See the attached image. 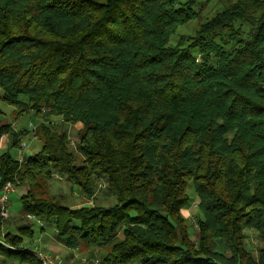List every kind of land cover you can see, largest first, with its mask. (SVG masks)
<instances>
[{"label": "trees", "instance_id": "trees-1", "mask_svg": "<svg viewBox=\"0 0 264 264\" xmlns=\"http://www.w3.org/2000/svg\"><path fill=\"white\" fill-rule=\"evenodd\" d=\"M196 3L0 0V99L35 118L40 144L18 161L26 131L0 109V187L21 188L23 219L51 223L66 247L110 243L100 264H264V0L206 18ZM55 175L92 203H64ZM8 218L0 256L41 264L22 243L30 226L7 231Z\"/></svg>", "mask_w": 264, "mask_h": 264}, {"label": "rangeland", "instance_id": "rangeland-1", "mask_svg": "<svg viewBox=\"0 0 264 264\" xmlns=\"http://www.w3.org/2000/svg\"><path fill=\"white\" fill-rule=\"evenodd\" d=\"M226 0H197V3L195 4V6L193 7L198 13L201 14L202 18H206L209 17L212 13H214L215 11L219 10L222 7V3L225 2ZM197 26V20L194 19L192 21H189L185 24H181L178 25L176 30L169 36L168 39V45H174L178 38L181 35H188V34H192L195 30ZM0 109L2 112L1 114V118L5 115L12 117L16 116L17 118H19V121L22 125H24V129H26L28 127V123L31 122L32 125L34 126L35 129V124H36V120L33 116H31V114L29 113H23L21 115H15V113L13 112V107L10 105L5 104L1 99H0ZM4 113V114H3ZM38 121L40 120L37 119ZM56 123L59 121L57 119ZM37 121V122H38ZM34 131V130H33ZM76 125H70L69 126V138H70V144L73 145V143L75 142L76 139ZM34 134V132H26V136H21V142L24 141L26 143V147L25 149V154L30 156L32 154H34L38 149H39V141L32 136ZM5 144V142L3 140H1L0 142V153H2L4 150L2 149V146ZM12 153V155L15 157V153L13 150L10 151ZM49 189L51 192L53 193H60L62 195H65V201L64 203L70 205V206H74V207H78L81 205H85L88 206L89 204H91L92 202H90V200H88V198L83 197L82 195H79L76 191H73L70 188V185L67 184L65 182V180L63 178H60L59 175H55L54 180L52 182H50L49 184ZM22 190L20 188H17L10 193L9 195V201H8V212H9V216H11V214L15 215L20 208V201H19V197L21 194ZM188 194L189 196L192 198L189 206H187V208L183 211L184 216L186 217L187 221L190 224V228H189V232L190 234H192V232L195 229V224H194V215L196 213V199L195 196L193 194V191L191 189L190 184L188 185ZM95 203L97 204H102V205H109L112 201L110 200H105L102 198L101 196V191L98 188L97 191L95 192ZM92 201V200H91ZM20 223L22 224H28L31 229L34 231L35 235H39L42 234V237L44 236V234H46L44 238V240L48 237H50V234H54L53 232V226L51 223L49 222H43L42 221V230H40L39 228V224L37 223L36 220L30 219L29 221H25L24 219L21 218ZM19 223V224H20ZM15 227V226H14ZM14 230V229H13ZM118 236H121V231L118 233ZM193 236L191 235V238ZM42 238V239H43ZM250 240V242H254V235L252 233H249V238L248 241ZM24 241H26L25 243L30 246V247H39V251L42 254V256L47 257V261L49 264H59L58 263V258H57V254L54 253H49L47 249H44L42 244H41V238L39 237V239L35 238L34 242L32 245H30L31 243L29 242L28 244V239L25 238ZM24 243V245H26ZM110 243H105L103 245L97 246V244L94 243H82L80 245L81 247V251L84 253V257L87 260V264H92V262L97 259L99 260V264H100V260L101 258L104 256V254L109 250L110 248ZM77 264V262H76Z\"/></svg>", "mask_w": 264, "mask_h": 264}, {"label": "crops", "instance_id": "crops-1", "mask_svg": "<svg viewBox=\"0 0 264 264\" xmlns=\"http://www.w3.org/2000/svg\"><path fill=\"white\" fill-rule=\"evenodd\" d=\"M2 112H4V111H2ZM1 123L9 124L12 130H24V128H23L24 125H22L20 123L19 118H17L16 116H13V115L11 117L10 114H9V116L4 114V116L1 119ZM75 125H76V129H78L79 126H80L79 123H76ZM1 140H3L5 142V144L2 146V149L5 150L6 147H7L8 142H9L8 133L3 134ZM22 193H23V190H22L21 194ZM21 218L23 219V216L19 213V211L15 215L11 214V216L8 218L9 225L7 227V231L14 232L16 226L20 223ZM26 220L29 221L30 219L27 218ZM37 223L40 225L39 229L42 230V222L41 223L37 222ZM53 232H54V234H50V237H48V238H46L44 240L43 237H45L46 234H44V236L42 237V234L35 235L34 231H33V236L30 239L27 238L28 239V244L30 242L31 243L30 245H32L33 242H34V239L35 238L39 239V237H40L41 238V244H42L43 248L47 249L49 253L52 252L54 254H57V258L59 259V262H60L59 264H76V262H77V264H87V261L86 262H80V260H79L80 258L84 257L83 256L84 253L81 251L82 249H81L80 246L78 248H74V249L66 247L56 237L54 228H53ZM25 238H23V242L22 243L26 242V241H24ZM0 264H24V263L18 262L15 259H12V258H5L3 256H0Z\"/></svg>", "mask_w": 264, "mask_h": 264}, {"label": "built area", "instance_id": "built-area-1", "mask_svg": "<svg viewBox=\"0 0 264 264\" xmlns=\"http://www.w3.org/2000/svg\"><path fill=\"white\" fill-rule=\"evenodd\" d=\"M34 126L32 125L31 122L28 123V127L25 129L26 132H34ZM26 147V143L24 141H22L20 143V147L18 148L17 152H16V159L18 161H22L24 159V154H25V148ZM15 186L10 183V182H6L5 184H3L0 187V217L2 219H7L9 217V212H8V201H9V195L10 193H12L15 190ZM27 218L29 219H34L33 216L31 215H27ZM39 222V221H37ZM2 235L3 233L0 234V243H3L2 241ZM32 248V254L41 262V264H49L47 261V257L42 256V254L39 251V247H31ZM80 262H86V258L82 257L79 259ZM59 263V260H58ZM92 264H99V260L95 259Z\"/></svg>", "mask_w": 264, "mask_h": 264}]
</instances>
